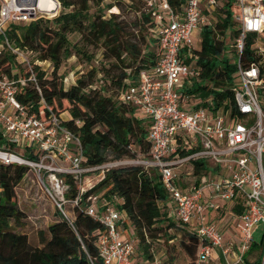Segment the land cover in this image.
<instances>
[{
	"label": "built area",
	"instance_id": "1",
	"mask_svg": "<svg viewBox=\"0 0 264 264\" xmlns=\"http://www.w3.org/2000/svg\"><path fill=\"white\" fill-rule=\"evenodd\" d=\"M50 1L51 10L41 6V0H0V35L29 67V79L35 84L27 54L8 44L5 30L10 23L55 16L60 5L58 0ZM161 1L155 13L158 57L151 68L140 71L135 84L119 95V99L135 105L151 120L149 160L133 161L158 169L168 195V216L186 224L198 237L197 264L207 263L215 250H219L225 264H244L243 255L256 244L253 232L264 223V112L258 100L264 67L261 61L243 66L240 54L246 35L264 30V0H230L235 9L232 18L240 27L239 36L231 44L238 56L233 60V104L225 100L216 109L210 106L211 100L207 106L193 107L198 100L186 94V88L200 72L193 39L198 36L200 41V31L210 23L211 13L222 2L186 0L183 9L175 12L166 0ZM18 84H25V79L0 75V131L8 143L32 152L36 159L0 148V161L33 169L42 189L71 222L63 206L70 185L67 177L77 189L71 203L74 205L83 192L104 177L105 169L112 163L87 165L80 139L62 124V115L51 112L46 122L28 111L16 97ZM197 160H205L207 166V161L212 162L214 176L208 167L205 173L196 175ZM188 166L193 170L192 181L186 184L181 171ZM88 199L91 204L87 214L104 226L97 237L102 263L143 264L134 259L133 238L122 234V212L112 202L99 203L96 195ZM213 213L221 215L218 220L232 219L239 232L236 249L225 242ZM260 241V264H264V230ZM230 253L234 263L227 261Z\"/></svg>",
	"mask_w": 264,
	"mask_h": 264
},
{
	"label": "trees",
	"instance_id": "2",
	"mask_svg": "<svg viewBox=\"0 0 264 264\" xmlns=\"http://www.w3.org/2000/svg\"><path fill=\"white\" fill-rule=\"evenodd\" d=\"M166 1L175 12L181 11L186 2ZM220 1L222 3L210 15V23L200 31L199 45L194 50L200 72L186 88V94L198 100L193 107L207 106L209 100L213 109L225 100L233 104L231 85L236 70L233 60L238 56L233 54L230 57V45L226 39L234 41L240 34V27L232 18L235 9L231 1ZM58 2L60 6L55 16L37 17L27 23H10L5 30L8 44L27 54L36 84L29 79V67L8 48L1 35L0 75L25 79V84H18L16 97L42 120L48 122L51 112L57 116L67 115L62 124L79 137L87 165L112 164L105 169L104 177L72 205L74 216H71V222L58 209V219L48 225L47 234L39 231V245L33 246L25 233L15 230V227H21L25 217L17 203L16 186L31 168L0 161V264H103L97 237L104 226L87 214L91 195H96L100 202L119 201L116 208L123 214L121 226L131 231L136 251L140 245L147 253L148 237H153L156 230H162L157 224L167 219L168 228L175 226L168 219V195L158 169L133 161L140 154L149 157L151 120L135 105L119 99L129 85L137 82L139 72L151 68L158 57L154 30L157 21L152 7L136 9L141 24H147L146 34H143V29H137L136 33L132 31L140 24L132 25L122 17L123 0L106 4L104 0ZM131 4L127 6L131 7ZM112 7L117 11L106 16V10ZM262 33L264 30L246 35L240 54L243 66L260 60L253 44L257 35ZM71 34H77L78 40L71 41ZM88 46L101 48L99 67L93 65L96 54L89 52ZM72 54L89 64L87 70L66 87L58 71ZM44 63L49 64V69L43 67ZM261 72L264 83L263 69ZM0 148L13 151L16 148L8 143L1 131ZM23 155L36 159V155L27 150ZM206 170L205 160L194 162L196 175ZM67 181L70 185L63 206L71 204L77 194L69 176ZM177 226L182 231L183 248L197 252L199 240L196 233L186 224L178 223ZM243 258L244 264H260V259L249 262L246 254Z\"/></svg>",
	"mask_w": 264,
	"mask_h": 264
},
{
	"label": "rangeland",
	"instance_id": "3",
	"mask_svg": "<svg viewBox=\"0 0 264 264\" xmlns=\"http://www.w3.org/2000/svg\"><path fill=\"white\" fill-rule=\"evenodd\" d=\"M114 0H104V3H110ZM125 5L123 6L124 10L122 11V17H125L129 21H131V24H140V26H134L132 28V31L137 32V29H143V34H146V28L147 24L143 25L141 24L140 20V14L139 11L137 12L136 9L144 10L148 7H152V14L155 17V13L159 11V5L162 1L158 2L159 0H134L131 2V0H123ZM131 7L127 6L130 5ZM41 6L46 7L47 9H51L53 7V4L49 2V0H41ZM117 11L115 8H111L110 10H106V16H108L109 12ZM142 27V28H141ZM155 30V29H154ZM149 35V30H148ZM156 35V33H155ZM71 41H77L79 36L77 34H71L69 36ZM193 42L196 47L199 45V37L196 36L193 39ZM226 42L230 47L229 55L232 57V55H235L234 47L231 46V43L233 40L226 39ZM3 47L2 43H0V49ZM253 48L255 49L257 55L260 56V60L263 67H264V33L257 35L255 39V43L253 44ZM89 52H94L96 54L95 60L93 61V65H96L99 67L98 62L101 57V48L100 47H91L88 46ZM99 60V61H98ZM89 63H85V60H83L78 55L72 54L70 57L66 58L58 73L63 76L64 78V85L67 87L71 83L74 82L75 78L79 76L82 72H85L87 70ZM48 64H44L43 67L45 69H49ZM143 70V69H142ZM141 70V71H142ZM140 73V72H139ZM139 79V76H138ZM137 79V81H138ZM110 90L115 93V90L112 88H109ZM111 91V92H112ZM259 103L261 105V108L264 112V83L263 87L260 89L259 96H258ZM63 119L67 118L66 114L62 115ZM15 148L14 152L16 153H24L25 150H16ZM21 152V153H20ZM134 160H149L148 157L143 156L142 154L135 157ZM138 163V162H135ZM208 163V171L209 174L214 176V164L210 161H207ZM140 164V163H139ZM190 165V164H189ZM185 170V171H184ZM182 172V176L186 177L184 178V181L186 184L192 181V167L184 168ZM191 171V174H190ZM186 172V173H185ZM208 173V172H207ZM188 174V175H185ZM191 178V179H190ZM16 193H17V203L19 205V208L24 212L25 217L22 220L21 227H15V230L23 232L27 235L29 242L33 246L39 245V238L38 233L39 231H44L47 234V227L54 221L58 219L56 212L58 211V206L55 205V203L52 201V199L49 198V195L42 189L40 186V182L37 178L36 172L31 169L28 170V172L25 174L23 179L18 183L16 186ZM118 200L114 201L113 204L116 206L118 204ZM99 203H101L99 201ZM64 209L70 216H74V213L72 211V204L66 203L64 206ZM219 216V215H218ZM168 218V216H167ZM168 219H171L175 226L168 228L167 219L161 223L157 224V226L161 227V231L156 230L153 237H148L149 244L146 246L147 253H145V249L143 246L139 245V249L136 251V256L134 259L139 263H143L145 260H149L148 264H197L196 263V251L189 252L185 250L181 244V241H183L182 231L180 230L179 226H177V222L174 221L171 217ZM228 221L225 222V225L227 228H229V233L227 235L233 237L230 235V232L233 230L231 229V223L232 219L228 217ZM122 229V234L124 235H131V231L129 229ZM264 230V223H261L257 229L253 232V238L255 240V245L246 252V257L249 262H253L257 259L261 258V248L262 243L260 241L261 235ZM183 239V240H182ZM187 242V241H186ZM216 252H219V250H215ZM147 255H150L149 258H147ZM222 258V257H221ZM229 263H234L235 258L232 256V253L228 255L227 258ZM144 264V263H143ZM202 264H225V261L223 259L210 258L207 263Z\"/></svg>",
	"mask_w": 264,
	"mask_h": 264
},
{
	"label": "crops",
	"instance_id": "4",
	"mask_svg": "<svg viewBox=\"0 0 264 264\" xmlns=\"http://www.w3.org/2000/svg\"><path fill=\"white\" fill-rule=\"evenodd\" d=\"M215 173V172H214ZM214 215L216 214V213H213ZM212 214V215H213ZM217 214H219V213H217ZM220 215V214H219ZM216 216V219L218 218V217H220V216H218L217 217V215H215ZM217 222H218V224H219V227H220V229H221V232L223 233V237H224V240H225V242L226 243H232L234 246L236 245H238V242H239V232L236 230V228L234 227V223L232 222L231 223V229L233 230V232L231 231L230 232V235H232L233 237H231V239H229L230 238V236L229 235H227L228 233H229V228H227V226L225 225V222H227V221H223V220H218L217 219ZM126 237H130L129 235H125ZM236 246H235V249H236ZM233 256V255H232ZM222 256L218 253V252H216V251H213V253H212V256H211V258L212 259H215V258H219L220 260L221 259H223V258H221ZM144 264H148L149 263V260H145L144 262H143Z\"/></svg>",
	"mask_w": 264,
	"mask_h": 264
},
{
	"label": "bare ground",
	"instance_id": "5",
	"mask_svg": "<svg viewBox=\"0 0 264 264\" xmlns=\"http://www.w3.org/2000/svg\"><path fill=\"white\" fill-rule=\"evenodd\" d=\"M51 10V9H50Z\"/></svg>",
	"mask_w": 264,
	"mask_h": 264
}]
</instances>
